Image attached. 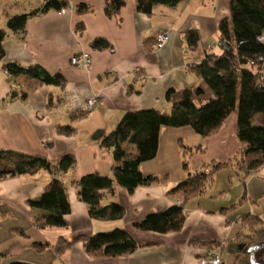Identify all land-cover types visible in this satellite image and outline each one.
<instances>
[{"label": "crops", "instance_id": "0c3cea01", "mask_svg": "<svg viewBox=\"0 0 264 264\" xmlns=\"http://www.w3.org/2000/svg\"><path fill=\"white\" fill-rule=\"evenodd\" d=\"M229 1L182 0L174 6L157 4L151 14H145L136 10L135 0H124L118 16L107 17L104 0H68L66 12L50 10L30 18L23 36L7 31L0 60V148L41 154L50 162L71 154L76 165L62 175L70 210L64 215L66 225L59 228L38 227L45 211L28 204L51 179L47 170L0 180V264H198V254L207 247L203 241L213 242L211 246L218 248L226 264H245L242 256L252 251L254 239H264V166L246 176L232 166L215 171L206 193L186 202V220L178 232H142L132 227L146 215L180 201L166 193L185 178L179 142L203 149L188 155L191 170L210 160L232 158L240 148L235 110L208 136L197 134L189 125L161 126L156 155L142 162L139 170L144 175L167 173L168 180L137 186L132 193L117 186L115 194L102 203H120L124 207L120 219L91 218L71 185L88 173L111 176L112 149L100 140L125 112L170 111L165 100L169 88L198 84L199 79L186 66L199 63L208 53L221 52L218 25L228 18ZM43 2L0 0V27H5L11 15L28 12ZM79 3L86 4L88 11L77 13L74 7ZM78 22L83 24L81 33L75 32ZM190 30L199 37L196 47L186 41L185 33ZM163 31L168 38L155 49L154 41ZM94 37L107 39L114 49H91ZM82 51L89 52L88 67L70 61ZM9 63L50 74L59 72L64 84L39 83L31 75L10 74L5 70ZM88 97H96L94 106L74 119L83 113L80 106ZM57 125H71L74 131L58 134ZM244 214L249 216L245 222ZM115 228H124L138 243L128 255L94 258L76 241ZM58 238L70 242L61 253L53 246ZM33 242L49 245L38 251Z\"/></svg>", "mask_w": 264, "mask_h": 264}, {"label": "trees", "instance_id": "16d2710c", "mask_svg": "<svg viewBox=\"0 0 264 264\" xmlns=\"http://www.w3.org/2000/svg\"><path fill=\"white\" fill-rule=\"evenodd\" d=\"M182 0H135L137 11L151 14L157 4L174 6ZM124 0H104L103 11L107 17L118 16ZM69 8L68 0H44L41 6L11 15L5 27H0V60L4 56L3 41L7 31L23 36L26 22L50 10L60 11ZM75 11L82 14L88 6L79 3ZM229 15L218 25L220 53H208L199 63H190L187 71L194 74L199 82L185 88H169L165 100L170 111L146 108L125 112L114 129L103 136L100 143L112 149L111 176L97 172L88 173L71 182L76 188L77 197L83 201L91 218L117 220L123 217L124 207L118 202H102L115 194L117 186L128 193L140 185L165 183L168 174L144 175L139 165L155 157L158 149V135L161 126L179 127L189 125L201 136L214 134L226 117L236 111L235 132L240 141V148L232 158L225 162L207 161L196 170H191L187 157L197 151L179 142L182 151V169L185 178L168 188L166 193L180 200L165 210L151 213L132 224L137 231L169 233L180 231L185 223V204L188 200L202 196L213 182V173L232 166L244 176L256 173L264 166V85L260 80L259 68L264 64V42L258 36L264 33V0H230ZM83 24L75 25V32L81 33ZM190 47H196L199 41L197 32L185 33ZM89 46L93 50H113V44L103 37H94ZM8 73L27 74L39 83L64 84V79L57 73H47L35 67H22L15 63L6 65ZM14 94H11L13 97ZM85 113H80L82 117ZM74 131L71 125H57L58 134L70 135ZM76 159L71 154L50 162L44 155L29 154L13 149L0 148V180L21 174H32L40 169L47 170L51 179L44 185L38 197L28 201L32 208L45 211L37 222L40 228L64 227V215L70 210L66 186L62 175L73 169ZM213 165V167H212ZM244 214L242 221L248 218ZM260 231V230H259ZM264 234V232H263ZM84 251L91 257L125 256L138 247V243L124 228L98 232L89 237H77ZM207 247L213 242L203 241ZM47 242H33L32 246L43 250ZM70 245L69 241L58 238L53 244L58 253ZM9 264H30L13 261Z\"/></svg>", "mask_w": 264, "mask_h": 264}, {"label": "built area", "instance_id": "2783aa9c", "mask_svg": "<svg viewBox=\"0 0 264 264\" xmlns=\"http://www.w3.org/2000/svg\"><path fill=\"white\" fill-rule=\"evenodd\" d=\"M67 10H69V8H62L60 11L66 12ZM167 38H168V34L166 31L160 32L156 40L154 41V44H153L154 48L158 49L162 47L165 44ZM258 40L261 42H264V33L258 36ZM70 61L72 64H79L84 67H88L90 64L89 52L82 51L79 55L72 56ZM258 71H259L260 80L263 82V85H264V64L262 68H259ZM6 72L8 71L6 70ZM96 101H97L96 97L86 98L85 101L80 106V110L83 113L89 112L94 106ZM177 203H180V201H177ZM197 263L198 264H226L225 262L221 260L219 256L218 248H215L213 246L204 248L202 252L198 254Z\"/></svg>", "mask_w": 264, "mask_h": 264}, {"label": "rangeland", "instance_id": "374dc122", "mask_svg": "<svg viewBox=\"0 0 264 264\" xmlns=\"http://www.w3.org/2000/svg\"><path fill=\"white\" fill-rule=\"evenodd\" d=\"M254 240L255 241L253 242L252 251L250 253H244L242 256V261L245 264H264V239L256 238ZM224 243L225 242H223V244Z\"/></svg>", "mask_w": 264, "mask_h": 264}]
</instances>
